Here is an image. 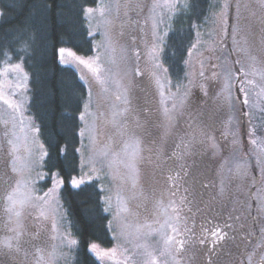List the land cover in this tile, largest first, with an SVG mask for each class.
I'll list each match as a JSON object with an SVG mask.
<instances>
[{
    "label": "rangeland",
    "instance_id": "rangeland-1",
    "mask_svg": "<svg viewBox=\"0 0 264 264\" xmlns=\"http://www.w3.org/2000/svg\"><path fill=\"white\" fill-rule=\"evenodd\" d=\"M188 1L97 0L85 9L94 52L71 50L99 67L103 84L72 58L60 61L77 70L92 91L82 111L85 134L79 149L80 158L98 170L93 175L100 177L94 181L103 201L110 200L113 245L96 243L99 256L92 253L101 264H189L181 238L191 211L204 218L207 208L219 205L223 219L238 213L241 227L251 219L252 206L264 212V0H212L208 19L196 27V47L186 56L183 76L176 80L169 69L153 72L150 52L156 36L169 34ZM160 60L168 68L164 53ZM17 63L21 70L13 67ZM29 105L24 64L4 62L0 187L4 194L18 188L17 199L32 198L17 206L19 217L9 212L12 219L0 245L27 254V264H74L77 246L69 241L77 238L61 192L48 203L34 199L51 185L39 178L46 173L40 159L43 141L33 131L39 127ZM132 141L140 146L134 176L124 167L125 144ZM4 202L8 208L6 195ZM168 236L174 237L170 244Z\"/></svg>",
    "mask_w": 264,
    "mask_h": 264
},
{
    "label": "trees",
    "instance_id": "trees-1",
    "mask_svg": "<svg viewBox=\"0 0 264 264\" xmlns=\"http://www.w3.org/2000/svg\"><path fill=\"white\" fill-rule=\"evenodd\" d=\"M96 3L97 0H0V49L10 58L0 57V75L6 61L24 64L30 77V114L38 124L45 148L48 138L65 133L66 126L73 128L75 146L80 148V116L88 89L77 70L60 62L58 49L69 47L82 55L94 52L85 9ZM188 3L192 7L173 20L167 39L169 47L164 52L165 65L176 80L181 79L185 68L183 61L171 58V53L177 44L189 46V42H194L196 27L208 19L212 7V0ZM186 56L185 52L184 59ZM44 169L47 172V166ZM61 200L79 241L74 264H101L85 246L88 242L113 245L109 214L101 211L105 205L98 182L93 181L79 193L69 185L61 191Z\"/></svg>",
    "mask_w": 264,
    "mask_h": 264
},
{
    "label": "snow or ice",
    "instance_id": "snow-or-ice-1",
    "mask_svg": "<svg viewBox=\"0 0 264 264\" xmlns=\"http://www.w3.org/2000/svg\"><path fill=\"white\" fill-rule=\"evenodd\" d=\"M159 5H154V7H157ZM168 7H176L175 4H169L166 5ZM184 8L188 9L191 8L192 5L185 2ZM227 7V5H225ZM88 13H92L94 10L92 8H88L86 10ZM222 19V14H221ZM168 34L164 33L162 36H156V41L152 44V49L150 52V55L153 57L155 63L152 66L153 72L156 71H162L164 73L168 72V68L164 67L163 62L160 60V55L164 53V49L169 47L167 44ZM196 45L190 44L189 46H185L183 44H177L175 45V51L171 53V58L179 61H183L184 64H188V60L184 59V53L186 52L187 55L190 57L192 55V49H194ZM0 57H4L5 59H10L7 57V54L3 52L2 49H0ZM58 57L60 61L71 63V61H66V57L72 58V60H75L81 65H85L89 69L92 70L94 76H96V80L98 83L103 84V81L99 79V67L93 68L92 64L89 63L87 60H85L83 57L77 55V53L71 48L68 47H60L58 49ZM100 57L97 56L95 58V61H99ZM16 70H21V64L17 63L13 66ZM202 74V73H201ZM27 77L25 76V79ZM83 79V77H81ZM91 83V81H89ZM250 83V81H248ZM157 83L159 84V80H157ZM230 87V86H229ZM242 92H245V96H247L246 90L242 87ZM92 91L91 88L88 91L89 97H91ZM4 104H6L9 108H16V105L11 103L9 100H4ZM244 104H248L249 101L245 99L243 101ZM167 112L168 110L165 109ZM80 119L83 120L84 116L81 114ZM67 131L63 134L58 133L56 136L49 137L47 140V148H45V144H40V148L42 150L41 152V161H44V165L47 166V172L46 173H40L39 178L43 181L48 182L51 187H48L47 191L43 192V195L34 197L35 200L43 201L44 203H48L49 201H55L58 197L59 193L63 191L66 187L69 185L71 186V189L76 190L77 193L84 192L87 187L91 186L93 184L94 180L100 179L99 176H94L93 174L97 172L98 170L92 166V161L89 160L88 162H85L81 158L78 159L77 153H80V149L76 148L75 141H76V133L74 132L73 128L70 126H66ZM33 131L39 133L40 129L33 127ZM84 130L81 129L79 131V136H84ZM131 149V151H129ZM125 153L128 156V162L124 163L121 161V163H124V167L128 168L130 172L135 175L136 169H135V161L137 157L140 154V146L139 141H132L129 144H125ZM53 154H55V160H53ZM46 158V159H45ZM85 169H88V171H85ZM12 171L16 172L17 168L15 166L12 167ZM18 183H23V181H20ZM133 184H135V180H133ZM19 189H13L11 192L5 191L6 198L9 202L8 211L13 212L17 217L21 215L19 211H17V206L23 207L29 199L32 197H26L25 199H17ZM104 205L105 207L101 208V211L108 212L110 210V200L109 198L104 199ZM111 227V225H109ZM163 227V226H161ZM173 232H177V229L175 227L172 228ZM188 231H191L190 229ZM178 234V233H177ZM212 236L216 237L217 240H223L225 238L224 235H221L220 233L216 231H212ZM174 237L168 236L165 240L166 244H170L173 241ZM204 239L202 238L200 240V243H204ZM70 245L73 246H79V241L76 239H72L69 241ZM215 243V241H213ZM10 246V245H9ZM86 249L88 252L97 254L98 244L94 242H88L86 243ZM181 246H183V242H181ZM110 252L112 254H115L116 249H111ZM108 252H105L104 255H108Z\"/></svg>",
    "mask_w": 264,
    "mask_h": 264
},
{
    "label": "flooded vegetation",
    "instance_id": "flooded-vegetation-1",
    "mask_svg": "<svg viewBox=\"0 0 264 264\" xmlns=\"http://www.w3.org/2000/svg\"><path fill=\"white\" fill-rule=\"evenodd\" d=\"M1 188L4 187H0V237L7 232L8 220L12 219L4 202V190ZM212 197V194L208 196L206 202ZM250 211L251 219H247L243 227L239 225L238 213L232 212L234 219H223V209L220 210L219 205L207 208L204 218L192 215L191 211V221L188 223V230L191 231L181 238L186 243L183 250L188 254L189 264H264V212L256 206H252ZM212 231L224 235L225 238L217 240L212 236ZM202 238L204 243H200ZM17 254L13 249L0 245V264H27L29 256L22 251ZM193 254L198 258H193Z\"/></svg>",
    "mask_w": 264,
    "mask_h": 264
}]
</instances>
